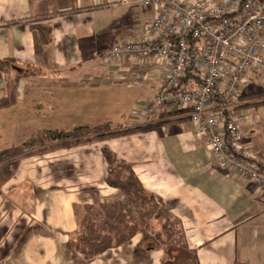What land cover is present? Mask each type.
<instances>
[{"label":"crops","instance_id":"0c3cea01","mask_svg":"<svg viewBox=\"0 0 264 264\" xmlns=\"http://www.w3.org/2000/svg\"><path fill=\"white\" fill-rule=\"evenodd\" d=\"M121 5L0 0V61L13 60L21 75L14 103L0 105V149L79 126L135 129L23 158L0 188V264L162 263L163 249L144 246L139 235L89 260L67 246L78 225L76 205L93 202L81 193L96 191L100 203L121 199L104 183V149L128 163L145 191L179 219L199 264H264L263 190L221 170L185 116L159 115L147 122L139 115V102L161 83V65L129 66L136 61L131 60L119 70L103 64L102 54L114 42L141 35L139 30L124 39H102V11ZM147 10L149 23L153 10ZM43 26L51 28L49 44L35 31ZM248 114L243 132L256 126ZM261 125L244 136L251 152L264 149Z\"/></svg>","mask_w":264,"mask_h":264},{"label":"built area","instance_id":"2783aa9c","mask_svg":"<svg viewBox=\"0 0 264 264\" xmlns=\"http://www.w3.org/2000/svg\"><path fill=\"white\" fill-rule=\"evenodd\" d=\"M119 3L153 10L137 39L116 41L102 54L105 65L136 60L162 66L161 83L139 102V115L147 122L168 113L185 116L221 170L264 189V150L244 146L243 116L235 110L251 75L264 74V0ZM4 87L0 78V97Z\"/></svg>","mask_w":264,"mask_h":264},{"label":"trees","instance_id":"16d2710c","mask_svg":"<svg viewBox=\"0 0 264 264\" xmlns=\"http://www.w3.org/2000/svg\"><path fill=\"white\" fill-rule=\"evenodd\" d=\"M35 31L42 44L51 42L50 27L35 28ZM12 63L11 59L0 61V72L9 74L13 69ZM19 77L21 75L17 73L15 79ZM8 88L7 85L6 90ZM259 95L261 94L256 96ZM1 97V106L13 104L14 88L10 86L6 97ZM263 99L253 101L247 95H240V105L235 110L256 112L260 105H264ZM245 101L249 102L243 104L242 102ZM165 115H171V113ZM107 126L92 128L79 126L71 131H54L50 135L39 136L20 145L0 149V188L15 174L21 159L25 157L44 155L51 150L68 148L135 130L105 132ZM89 131L93 132L92 136L85 134L87 135L85 142L80 141L84 136L81 134ZM102 154L107 167L104 181L109 187L119 192L121 199L98 205L84 204L81 217H78V225L70 234L67 246L89 260L139 235L141 242L146 243L148 248L164 249V260L161 264H199L196 253L189 247L179 219L159 206L155 198L145 191L142 182L128 163L110 150L104 149Z\"/></svg>","mask_w":264,"mask_h":264},{"label":"rangeland","instance_id":"374dc122","mask_svg":"<svg viewBox=\"0 0 264 264\" xmlns=\"http://www.w3.org/2000/svg\"><path fill=\"white\" fill-rule=\"evenodd\" d=\"M125 10H126V12H125ZM148 13H149V11L147 10V8H143V7L137 6V5H133V6L121 5V6H116V7L105 8L102 11V16H103V18H102V22H103L102 25L103 26H102V30H101L102 39L104 41H106L108 39H111V40L124 39L123 38L124 36L130 35V34H132L135 31H139L140 30L142 32L143 26L147 25L146 23L148 22V19H149V17H148L149 14ZM126 62H128V61H126ZM126 62H119V63L110 62L106 66H108L109 69L117 67L119 70H121V68H122L121 65L126 63ZM134 62H136V63H134ZM134 62L133 63H129V66H143V65H140V64L144 63V62H137V61H134ZM13 70H15V69H13ZM16 74H17L16 70H15V74H11V75H8V74L6 75V74L0 72V78H3L4 81H5V84H7L9 87L10 86L13 87L15 92H16V88H17V85H18L17 84L18 80L15 79V75ZM258 94H261V95L256 96ZM240 95H247L250 98V100H253V101L261 100L262 98H264V74L251 75V79L249 80V83H248L246 89L244 91H242ZM6 107H8V106H6ZM259 107H260V109L258 111L253 112L251 114H248L249 116H252L251 119L252 118L254 119L253 120L254 121V125H256V126H255V128H253V130L252 129H245V131L243 132L245 137L246 136L248 137L249 134L253 135V132L254 133L258 132L259 129H257V128L261 125V123H262V125L260 127V130L262 128V131H264V105H260ZM252 111H255V110L252 109ZM236 113L238 115L241 114L242 116L247 114V112L243 113L242 111H239V112H236ZM243 122H246L245 118H242L239 121V125H240V127L242 125V127L246 128V126H244ZM105 128H106L105 132L112 131L111 127H109V126H107ZM241 130H242V128H241ZM85 134H90V136H92L93 132L89 131V132L82 133L81 135H84V136L80 139V141L85 142V140L87 139V137H86L87 135H85ZM199 139H203L205 141V138H203V137L199 138ZM242 140L245 141L244 138H242ZM3 145H4V143L0 142V147H2ZM48 149H50V148H48ZM262 150H264V149H262ZM53 151H55V150L48 151L47 153H50V152L52 153ZM47 153H45V154H47ZM40 156H43V155H39V157ZM25 158H29V157H25ZM104 183H105V181H104ZM253 185L256 186V188H261L263 190L262 195L264 197V189L262 187H258L255 184H253ZM89 188L90 187H88V189ZM93 191L94 190H86L85 192H83L81 194L84 196L83 197L84 200H93V202H91L92 205H98V203H100V201H99L97 192L96 191L93 192ZM262 199L264 200V198H262ZM88 202H90V201H88ZM103 202H104V200H103ZM84 204H87V203H80V204L76 205V207H75L78 217H81L82 206ZM70 234H69V236H70ZM69 236H68V239H69ZM142 244L145 246L146 243L143 242Z\"/></svg>","mask_w":264,"mask_h":264}]
</instances>
